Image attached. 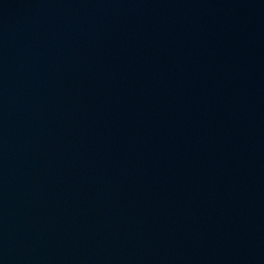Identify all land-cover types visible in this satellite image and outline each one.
Returning a JSON list of instances; mask_svg holds the SVG:
<instances>
[{
	"label": "water",
	"instance_id": "obj_1",
	"mask_svg": "<svg viewBox=\"0 0 264 264\" xmlns=\"http://www.w3.org/2000/svg\"><path fill=\"white\" fill-rule=\"evenodd\" d=\"M0 264H264V0H0Z\"/></svg>",
	"mask_w": 264,
	"mask_h": 264
}]
</instances>
